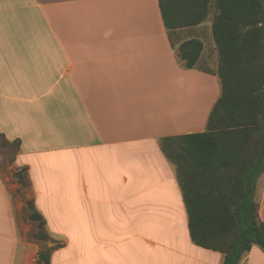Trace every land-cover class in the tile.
<instances>
[{
  "label": "crops",
  "instance_id": "crops-1",
  "mask_svg": "<svg viewBox=\"0 0 264 264\" xmlns=\"http://www.w3.org/2000/svg\"><path fill=\"white\" fill-rule=\"evenodd\" d=\"M213 16L176 29L202 42L207 73L182 66L158 0H0V135L19 142L49 264H223L192 243L160 148L204 132L220 96ZM257 194L264 221V176ZM37 260L0 176V264ZM240 264H264L263 251Z\"/></svg>",
  "mask_w": 264,
  "mask_h": 264
},
{
  "label": "trees",
  "instance_id": "trees-1",
  "mask_svg": "<svg viewBox=\"0 0 264 264\" xmlns=\"http://www.w3.org/2000/svg\"><path fill=\"white\" fill-rule=\"evenodd\" d=\"M171 45L185 69L199 68L203 44L173 42L176 29L194 27L214 12L211 34L217 51L220 96L206 130L163 138L160 148L175 166L192 243L240 264L253 246L264 253V221L257 186L264 176V0H158ZM3 143L19 148V142ZM15 174L28 186L25 170ZM37 222L36 239L47 241L44 218L27 202ZM51 249V248H50ZM51 250L38 259L49 264Z\"/></svg>",
  "mask_w": 264,
  "mask_h": 264
},
{
  "label": "rangeland",
  "instance_id": "rangeland-1",
  "mask_svg": "<svg viewBox=\"0 0 264 264\" xmlns=\"http://www.w3.org/2000/svg\"><path fill=\"white\" fill-rule=\"evenodd\" d=\"M210 13L212 14L213 11L211 10ZM180 39V36H174L173 42L178 46ZM216 61L211 63L214 68L217 67ZM15 158L16 147L14 145L5 144L0 139V176L5 181L15 208L21 241L23 245H27L28 248H31L32 253L37 250L38 259L39 253L51 250L53 247L50 249L47 241L35 238L38 233V223L30 219L31 211L27 207V202H32V198L29 189L19 184L18 179L15 178L16 173L20 172L22 175L24 174L21 168L16 167ZM21 204H23L22 209H20ZM37 262L38 264H43L39 259Z\"/></svg>",
  "mask_w": 264,
  "mask_h": 264
}]
</instances>
